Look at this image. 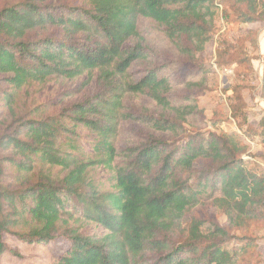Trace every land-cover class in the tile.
<instances>
[{
  "label": "trees",
  "instance_id": "16d2710c",
  "mask_svg": "<svg viewBox=\"0 0 264 264\" xmlns=\"http://www.w3.org/2000/svg\"><path fill=\"white\" fill-rule=\"evenodd\" d=\"M229 23L264 25V0L3 5L0 237L40 245L65 237L50 264H264L244 230L264 218V167L244 158L249 140L264 145V112L252 129L208 131L199 105L216 74L202 58L215 34L219 71L258 51L257 28L229 35ZM154 59L134 77V63ZM66 83L76 87L54 101ZM91 84L92 95L62 106ZM219 86L212 124L227 113L246 124L242 87ZM122 122L145 134L120 146ZM202 204L225 224L188 214ZM8 250L19 255L0 241V256Z\"/></svg>",
  "mask_w": 264,
  "mask_h": 264
},
{
  "label": "rangeland",
  "instance_id": "374dc122",
  "mask_svg": "<svg viewBox=\"0 0 264 264\" xmlns=\"http://www.w3.org/2000/svg\"><path fill=\"white\" fill-rule=\"evenodd\" d=\"M19 0H0V8L5 4H10L13 2H17ZM217 2L221 0H216ZM60 2H67L70 4H78L79 0H60ZM225 5V4H224ZM225 8L226 5H225ZM228 9V8H227ZM261 23H254L250 25H237L233 23H229L227 25V32L230 35L240 33V27L245 28H257L259 31V27H262ZM223 29L221 30V32ZM264 28L260 29V32H263ZM219 33L215 34L214 39L207 45V49L202 53L203 61L212 65L213 69L216 71L214 75L216 80H218L219 85L226 86L230 83H236V85H240L242 87V95L245 99L246 106V116L247 123L244 124L239 120H234L233 118H226L229 116L228 113L225 115V118L222 120H218L215 125H213V111L214 106L218 103L216 87L220 89V86L216 85L213 81H215L214 77L210 76V89L211 92H207L206 94L199 97V105L203 108V118L207 121L208 131L213 130H225L228 132L238 130L239 127L242 129H252L257 123L260 115L264 112V88L261 84V72L262 67L264 65V47L260 52L252 51L249 47V51L251 52L252 60L250 62L245 61L240 64L232 63L230 65H226L225 70L219 71L217 70L214 60L216 55V48L220 45L221 38L218 36ZM238 57H243V54L237 55ZM161 59H154L153 61H138L133 64L132 71L134 72V77L139 78L144 70L150 66L157 65L160 63ZM71 87L75 88L76 85H71L66 83L64 85H60L57 87L55 92V96L53 97L54 101H57L61 98L58 96V93L64 91L65 89H70ZM94 85L82 89L79 93L75 94L70 100L62 101V106L69 105L74 103L80 99H83L89 95L93 94ZM132 111L135 113L138 112L135 104H131ZM218 117V116H217ZM216 117V118H217ZM218 119V118H217ZM247 124L250 125V128H247ZM239 126V127H238ZM120 127L123 129V136L120 141V146L125 145L126 140L130 138H135L140 135H144L145 132L142 130V126L135 123H127L123 122L120 124ZM241 129V130H242ZM206 130V129H205ZM246 134V132H245ZM248 137V136H247ZM250 147L248 148V153L244 155V158L249 159L252 162V165L259 170L264 166L262 165V157H264V145L258 143L256 140H249ZM196 166H202L206 164L205 161L198 160ZM190 216L198 217V218H207L215 221L219 225H223L226 222L225 215L219 211L216 207L211 204H202L193 208L189 213ZM246 233L252 234L257 237L258 244L262 253H264V218L258 221H253L249 224V226L244 229ZM241 231H236V233H240ZM181 234V228L176 227L175 230L171 233V236L178 237ZM0 241L3 242L6 246L11 249H18L19 255H14L12 251L4 252L0 256V264H50L51 257L54 254L61 252L68 245V240L63 236H57L55 239L50 241L48 245H40V244H28L19 242L14 236L9 235L7 233H2L0 237Z\"/></svg>",
  "mask_w": 264,
  "mask_h": 264
},
{
  "label": "crops",
  "instance_id": "0c3cea01",
  "mask_svg": "<svg viewBox=\"0 0 264 264\" xmlns=\"http://www.w3.org/2000/svg\"><path fill=\"white\" fill-rule=\"evenodd\" d=\"M261 28H264V25L262 27H259V31H258V38H257L258 52H260L264 47V31L260 32Z\"/></svg>",
  "mask_w": 264,
  "mask_h": 264
}]
</instances>
